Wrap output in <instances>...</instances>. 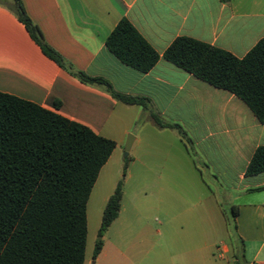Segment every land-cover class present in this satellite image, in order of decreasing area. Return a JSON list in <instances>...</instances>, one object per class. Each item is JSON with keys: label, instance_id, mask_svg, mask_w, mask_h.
Listing matches in <instances>:
<instances>
[{"label": "crops", "instance_id": "1", "mask_svg": "<svg viewBox=\"0 0 264 264\" xmlns=\"http://www.w3.org/2000/svg\"><path fill=\"white\" fill-rule=\"evenodd\" d=\"M20 1L44 41L74 70L147 100L146 107L127 104L103 84L81 81L43 52L12 0L0 1V92L114 140L103 167L134 134L129 165L138 180L153 184L134 197L151 196L153 207L121 204L101 251L94 260L85 251L83 264H264V172L245 175L254 150L264 145V123L235 94L162 56L176 37L187 36L243 57L264 38V0ZM122 17L160 54L147 72L123 63L105 44ZM154 115L179 124L190 151L177 130L158 126ZM209 180L236 211V228Z\"/></svg>", "mask_w": 264, "mask_h": 264}, {"label": "trees", "instance_id": "2", "mask_svg": "<svg viewBox=\"0 0 264 264\" xmlns=\"http://www.w3.org/2000/svg\"><path fill=\"white\" fill-rule=\"evenodd\" d=\"M12 8L43 52L61 67L83 82L105 85L127 104L146 107L145 98L118 94L103 78L74 70L44 41L22 2L13 0ZM105 44L123 63L141 72L149 71L160 58L125 17L118 21ZM162 56L198 79L235 94L264 123V38L239 58L209 43L178 36ZM153 119L160 127L176 129L190 151L191 140L179 124L165 123L155 115ZM115 146L114 140L81 123L0 92V264H83L87 203ZM261 172L264 145L254 150L245 175ZM121 199V185L117 184L102 212L93 260L101 251L103 232L118 215ZM236 215L232 210L234 228Z\"/></svg>", "mask_w": 264, "mask_h": 264}, {"label": "rangeland", "instance_id": "3", "mask_svg": "<svg viewBox=\"0 0 264 264\" xmlns=\"http://www.w3.org/2000/svg\"><path fill=\"white\" fill-rule=\"evenodd\" d=\"M0 1L6 2V0ZM11 7H13V0ZM130 135L134 136L132 133H130ZM129 164V157L124 158V151H122L120 154H118V156L114 154L110 163L102 167L99 172L98 178L92 188L87 203V256L92 255L95 242L97 239H99L98 232L101 224L102 212L106 204V197L113 193L117 184L121 185L122 192H124V197L121 201V204H123L127 210H129L133 203H137L140 206L146 204L149 208H152L154 205L152 198L149 195L144 197L142 196L143 194H141L137 196L141 197L140 199L136 200V198H134L136 197V192L139 190L142 191L146 190L145 188H149L146 191L150 192L151 186L153 184L150 179L147 181L138 180L135 167H132ZM129 171L132 172L131 176H128ZM208 182L219 195V200L221 201L225 210H227V217L229 223L232 225L230 204L229 202H226V200L224 201L222 198H220L223 194L221 191L223 190L219 185H217L215 181L209 180ZM117 228L118 226L115 225L113 229H110L108 236L112 237ZM231 228L233 229V226H231ZM104 233L105 232H103V234Z\"/></svg>", "mask_w": 264, "mask_h": 264}, {"label": "water", "instance_id": "4", "mask_svg": "<svg viewBox=\"0 0 264 264\" xmlns=\"http://www.w3.org/2000/svg\"><path fill=\"white\" fill-rule=\"evenodd\" d=\"M132 141H133V136L129 135L127 137V141H126V144H125V147H124V156L125 157L128 156Z\"/></svg>", "mask_w": 264, "mask_h": 264}]
</instances>
